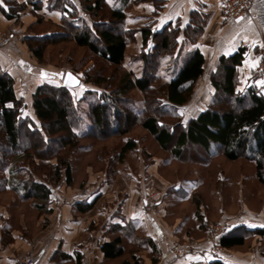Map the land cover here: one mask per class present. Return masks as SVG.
Returning a JSON list of instances; mask_svg holds the SVG:
<instances>
[{
  "label": "trees",
  "instance_id": "16d2710c",
  "mask_svg": "<svg viewBox=\"0 0 264 264\" xmlns=\"http://www.w3.org/2000/svg\"><path fill=\"white\" fill-rule=\"evenodd\" d=\"M142 2H153L157 12L164 5V0H121L115 7L108 0H78V3L74 0H47L46 3L3 0L0 12L7 20L20 21L24 11L31 7L30 13L37 18L31 27L46 22L58 28L42 35L26 36L30 50L39 61L48 46L73 41L104 65L97 73L87 72L81 81L84 87L102 90L99 95L89 89L85 92L86 128L83 127L86 118L81 114L80 105L74 102L70 88L51 83L39 85L32 95L31 107L37 121L23 118L24 102L17 96L15 79L0 65V193L13 192L21 200H33L39 211L51 214L48 207L51 186L63 177L68 186L72 185L70 153L78 147L79 141L125 135L136 124L147 130L159 146L178 161L205 165L218 155L230 161L252 160L256 164L257 177L264 185V94L251 84L241 88L239 76V67L248 48L241 47L233 55L217 60L210 75L214 89L210 103L197 117L184 124L178 109L193 96L197 82L205 73L206 60L196 49L183 66L177 68L183 44L180 38L195 45L203 34L207 15L194 11L190 25L184 28L178 22L155 31V23L150 21L140 28L127 29V12ZM52 12L61 14L58 22L49 18ZM136 34L141 35L142 44L140 76L125 67L127 46L136 42ZM109 67L116 69L112 78L105 74ZM156 81H161L162 86L154 88ZM135 90L144 96L142 106L130 97ZM136 148V141L127 139L119 161L123 162L126 153ZM53 158L57 163L52 162ZM93 206L94 201L84 203L79 211L85 213ZM122 231L128 234V229ZM249 236L264 238V227L232 229L216 244L233 249L243 246ZM138 242L150 245L156 264L159 251L153 240ZM122 244L123 235L104 242L101 250L105 258L122 257ZM131 258L133 264H140L135 252ZM124 264L132 263L126 261ZM206 264L227 263L217 258Z\"/></svg>",
  "mask_w": 264,
  "mask_h": 264
},
{
  "label": "rangeland",
  "instance_id": "374dc122",
  "mask_svg": "<svg viewBox=\"0 0 264 264\" xmlns=\"http://www.w3.org/2000/svg\"><path fill=\"white\" fill-rule=\"evenodd\" d=\"M132 10L133 8L128 11V14L132 13V15L127 17L125 25L127 29H137L146 23H150L149 20L140 18V11ZM26 11H24L18 22L5 18L8 28H0V65L15 79L17 96L22 98L24 102L22 117L35 120L31 107L32 95L39 85L51 83L63 86V78L68 71L73 72L83 81L87 72L93 71L92 73H97L103 69L104 64L97 60L87 49L78 47L73 41L64 42L56 46H48L42 61H39L30 50L25 39L26 36L42 35L49 31H56L58 28L46 22L31 27L37 18L32 15L34 19L25 21ZM141 45L140 39L138 40V34H136V42L130 43L126 50L125 67L128 70L133 69L136 76L142 74V62L139 59ZM33 47L37 49L38 46L34 45ZM184 47L189 51V49L193 48V44L185 41L180 46V52H182ZM180 52L178 60L182 62L185 53L183 54L182 52V58H180ZM185 61L181 63V66H183ZM216 64L217 61L213 65L214 68L205 64V73L197 82L193 96L186 105L178 109L184 124L190 119L197 117L210 103L214 93L210 83V75L215 70ZM179 65L180 63H178L177 68L181 67ZM115 71L114 67H109L105 69V74L112 78L115 75ZM111 86H114V84H111ZM160 86H162L161 81L153 83L154 88ZM87 89L96 92V95H99L102 91L92 86L84 87L83 84L76 88H70L74 102L80 105L83 116L86 114V105L83 98ZM130 97L134 98L142 106L143 94L135 90L130 94ZM87 121L88 119L86 118L83 127L87 125ZM169 122L175 123V121ZM127 139L135 140L137 148L126 153L124 161L120 162L119 154ZM52 162L57 163V160L53 158ZM158 162L160 163L159 173L169 182H174L178 179L191 180L193 182L192 184L187 182L185 187L189 194L192 193L194 184L199 186L193 201L180 206V208H182L181 211L183 213L199 211L197 213L200 216L198 224L206 228L204 235L199 236V238L181 240L173 244L170 251L173 256L179 257V255L172 252L175 247L189 248V250L194 251L193 249L199 250V247L211 245L217 251L215 256L218 253L224 254L228 249L216 244L223 234L240 227H264V185L260 183L257 177L256 164L252 160L239 158L236 161H230L223 155H218L205 165L178 161L168 151L163 150L155 138L138 124L132 126L130 132L125 135H117L105 140H80L78 147L70 153L72 185L68 186L63 177L60 182L51 186V190L63 187L67 193L78 189H85L83 192H86V189H97L99 182L93 183V181L102 179L103 185L104 183L113 184L115 186L114 190L118 191L115 198L111 197L112 202H106L103 211L107 215L116 214L119 216L121 211L120 203L125 200L124 186L129 182L128 173L132 171L134 174H138L136 171L139 170L141 164L153 166ZM40 177L45 179L43 176ZM197 180L198 182L196 183ZM188 199L191 200V195ZM153 201L155 200H150L149 204H152ZM49 206L50 204H48ZM0 213V225L4 227L2 234L3 244L8 246L11 243L15 244L12 231L18 233L25 242L31 244L37 238H41L40 236L49 228V214L39 211L33 200H21L13 192L0 193ZM203 218H206L204 222ZM8 231L11 232L9 236L6 235ZM213 231L220 232L211 240ZM140 236H136V239L145 240L143 236ZM4 238L6 239L5 241ZM136 239L135 241L133 239H125L123 256L112 260V262L109 261L108 264H124L126 261L134 263L131 258L133 252L137 253L144 250L143 243L138 242ZM85 245L88 246L87 243ZM233 249L243 253L258 251L264 255V238L249 236L243 246ZM238 251L236 253L233 252L238 255ZM238 256L241 257V255ZM153 257H150L152 262ZM157 257L159 261V256ZM25 259H32L34 262L31 257L21 256L13 264L17 260ZM139 259L140 264H146L147 261L143 258Z\"/></svg>",
  "mask_w": 264,
  "mask_h": 264
},
{
  "label": "crops",
  "instance_id": "0c3cea01",
  "mask_svg": "<svg viewBox=\"0 0 264 264\" xmlns=\"http://www.w3.org/2000/svg\"><path fill=\"white\" fill-rule=\"evenodd\" d=\"M120 2L121 0H111L109 3L115 7ZM29 9L25 12V21L34 19ZM133 10L140 11L141 19L154 22L155 31H160L169 24L176 25L178 22L183 28L187 27L194 11L207 15V23L198 42L189 51L185 47L182 49L183 54L185 53L183 61L198 49L204 55L206 64L213 67L221 56L233 55L239 48L247 47L245 60L239 67L241 88L251 84L264 94V84L258 83L264 81V75L258 72L260 54L264 49V0H253L247 15L230 21L223 20L221 16L220 0H164V5L158 12L153 2H142L134 5ZM60 15L59 12L48 14L55 22L60 20ZM131 15L132 13L127 12L128 17ZM5 21L0 12V28H8ZM139 39L141 41L140 34ZM180 42H185L184 37L180 38ZM182 62H179V66ZM159 166V162L153 166L141 164L136 171L138 174L132 171L128 173L129 182L124 186L125 200L120 203L119 216L107 215L103 211L106 202H112L111 197L115 198L118 191L114 190L113 184L103 185L102 179L93 181L99 182L97 189H86V192H83L85 189H78L67 193L63 187L52 189L49 228L41 238L30 244L12 231L15 244L8 246L3 244L4 227L0 225V264H13L21 256L33 258L35 264H108L112 260L105 258L101 246L119 235H123V248L125 239L135 241L136 236L140 235L145 241L152 239L159 251L156 254L159 261L156 264H206L217 258L227 264H264V255L261 252L243 253L228 249L224 254L218 253L215 256L217 251L213 245L189 250L187 254L179 257L173 256L170 252L173 244L181 240L199 238L204 235L206 228L198 224L200 216L197 212L183 213L180 208L193 201L199 186L194 184L192 193L189 194L185 187L191 180L178 179L169 182L159 173ZM190 195L191 200L188 199ZM153 199L155 201L149 204ZM93 201L91 210L85 213L79 211V206ZM205 220L206 218H203V222ZM123 229H128V234L125 235ZM143 249L141 252H135V256L138 259L143 258L147 261L146 264H154L150 259L154 254L153 249L148 243L143 244ZM233 251H238L237 254L241 257Z\"/></svg>",
  "mask_w": 264,
  "mask_h": 264
},
{
  "label": "built area",
  "instance_id": "2783aa9c",
  "mask_svg": "<svg viewBox=\"0 0 264 264\" xmlns=\"http://www.w3.org/2000/svg\"><path fill=\"white\" fill-rule=\"evenodd\" d=\"M253 0H220V12L223 20L230 21L238 18H242L247 15L252 7ZM13 37V36H12ZM258 72L264 75V49L261 53V61L258 67ZM220 231H213L211 233L212 238H215ZM212 242V241H211ZM197 246V244H196ZM219 247V246H218ZM189 248L175 247L173 253L181 256L187 254ZM15 264H34L32 259L17 260Z\"/></svg>",
  "mask_w": 264,
  "mask_h": 264
},
{
  "label": "water",
  "instance_id": "95a60500",
  "mask_svg": "<svg viewBox=\"0 0 264 264\" xmlns=\"http://www.w3.org/2000/svg\"><path fill=\"white\" fill-rule=\"evenodd\" d=\"M81 84V79L73 72H66L63 78V86L67 88H76Z\"/></svg>",
  "mask_w": 264,
  "mask_h": 264
},
{
  "label": "snow or ice",
  "instance_id": "6c2138e0",
  "mask_svg": "<svg viewBox=\"0 0 264 264\" xmlns=\"http://www.w3.org/2000/svg\"><path fill=\"white\" fill-rule=\"evenodd\" d=\"M109 2H111V0H109ZM0 5H3V0H0ZM262 46H264V45H262ZM258 83L264 84V81H260ZM9 107H11V105H9ZM250 226H254V225H250Z\"/></svg>",
  "mask_w": 264,
  "mask_h": 264
}]
</instances>
